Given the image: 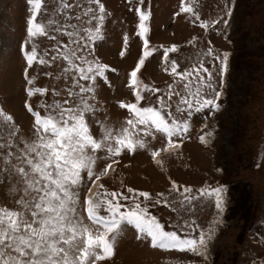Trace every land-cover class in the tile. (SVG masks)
<instances>
[{
	"label": "rangeland",
	"instance_id": "374dc122",
	"mask_svg": "<svg viewBox=\"0 0 264 264\" xmlns=\"http://www.w3.org/2000/svg\"><path fill=\"white\" fill-rule=\"evenodd\" d=\"M74 3L75 0H44L38 19L51 20L54 24H81L75 17L88 6V0H80L79 8L62 11L60 7ZM101 3L105 6L101 35L85 53L90 60L109 65L105 77H97L94 82L92 95L95 98L89 100L94 111L86 114L97 139L101 138L105 128L116 130L130 118L129 111L120 107V101L136 102V88L130 83V74L143 56L145 39L138 35L137 9L150 11L148 47L155 49L145 58L138 79L153 90H160L144 91L145 99L156 106L157 98L163 95L167 100V93L172 91L173 113L182 120L188 119L187 111L175 112L180 101V96L175 93L185 94V82L171 73L170 61H177L178 71L192 70L199 66L201 57L204 67L213 74L215 90L221 95L219 109L192 110L188 132L182 137H173L182 141L180 147L161 152L162 163L158 164L151 153L163 148L167 137L154 132V139L152 135L144 137L140 133L139 138L145 139L147 144L144 149L124 150L119 156H109L101 149L96 153L93 169L99 174L115 160L108 174L99 181L104 185L100 194L103 195L106 189L130 195L128 188L149 192L150 201H154L149 204V213L164 225L165 230H176L177 223H183L185 219L195 220L202 228L218 221L208 243L207 257L153 247L150 237L124 223L115 233L114 255L97 264H264V0H143V3L141 0H101ZM187 4L199 13L200 19L180 11ZM229 8L230 16L227 15ZM31 12L28 0H0V112L11 115L15 129L10 139L6 122L0 116V128H3L0 133V207L10 210H20L17 202L22 197L30 200L32 195L25 194V184L15 166H23L16 157L22 154L25 142L35 139L33 112L40 111L43 115L44 106L54 102L63 104L68 100L65 107H75L78 103V97L69 96V92L79 91L73 86L75 73H65L67 63L53 51L57 40L68 43L67 36L50 31L48 36L39 37L35 41L38 55L47 49L44 58L49 63L27 64L25 41H28L29 51L33 43L27 34ZM69 15L73 17L71 20ZM200 20H218L219 23L205 29ZM95 23L93 21V27ZM81 26L88 27L87 24ZM172 45L177 46V51L169 53L166 71L164 50ZM209 47L221 58L228 53L226 71L220 60L203 55ZM53 56H56L55 60ZM204 75L207 79V74ZM192 79L195 84V77ZM81 83L87 86L88 82ZM30 87H43L48 91L29 95ZM28 104L32 105L33 112L28 110ZM139 106L149 105L142 100ZM205 134L208 138L202 142L200 137ZM6 144L11 147H5ZM9 152L12 153L10 159ZM6 168L10 175L5 172ZM173 181L181 191L184 186H189L193 197L200 188L222 186L225 189L224 211L218 214L214 196H204L190 205L182 202L181 197L170 192ZM91 187L85 170L81 173L80 184L74 186L80 197L77 211L95 234L97 229H103L87 219L84 202L87 189ZM158 194H164L167 202L158 198ZM139 200L142 202L144 198ZM120 202L129 206L132 203ZM100 214L107 215L103 207Z\"/></svg>",
	"mask_w": 264,
	"mask_h": 264
},
{
	"label": "snow or ice",
	"instance_id": "6c2138e0",
	"mask_svg": "<svg viewBox=\"0 0 264 264\" xmlns=\"http://www.w3.org/2000/svg\"><path fill=\"white\" fill-rule=\"evenodd\" d=\"M28 3L31 5L32 12L28 20L27 34L33 43L29 51L28 41H25L24 56L27 64L32 66L34 62L41 65L49 63L44 58L48 54L47 49H43V54L38 55V43L35 41L39 37L48 36L50 31L67 36L68 43L57 40L53 51L67 63L65 73L69 71L75 73L73 86L78 87L79 91L69 92V96L78 97V103L75 107H65L64 105L69 103L68 100L63 101V104L54 102L51 105H45L43 115L40 111L33 112L31 104L27 105L28 110L33 112L35 117V139L30 143L25 142L22 154L16 157L23 166H15V171L25 184V194L32 195L30 200L22 197L17 202L20 210L0 207V264H97L98 261L106 260L114 255L115 233L124 223L134 226L139 233L150 237L153 247L188 251L206 258L208 243L218 227V221L215 224H209L207 228H202L195 220L185 219L183 223H177L176 230H165L164 225L149 213V204L154 203L149 199L151 196L149 192L128 188L130 195H124L118 191L109 192L106 189L103 195L100 194L99 190L103 189L104 185L99 181L102 176L108 174V170L116 163L115 160L99 174L93 171L97 161L96 153L101 149H105L109 156H119L124 150L135 152L138 148L144 149L147 144L145 139L139 138L140 133H143L144 137L152 135L154 139V132L162 133L167 137V144L151 153L160 164L162 163L159 159L161 152H171L180 147L182 141L174 140L173 137H182L188 132L193 109L200 112L204 109L211 111L220 108L221 93L215 90L213 74L204 67L203 58L201 57L198 67L183 71L177 70L179 65L175 59L170 61L171 73L185 82V94L175 93L180 96L175 112L179 114L187 111L188 119L182 120L173 113L170 103L172 91L167 93V100L161 95L155 101L156 106H152L151 101L146 100L142 93L160 90H153L138 79V72L144 65L145 58L155 51L148 47L147 22L150 11L137 9L139 12L138 35L145 39L143 56L130 74V83L136 88V102L120 101V107L129 111L130 118L116 130L105 128L101 138L97 139L92 134L86 114L94 111L89 103V100L95 98L92 95L95 91L94 82L97 77H105L109 65L100 63L98 60H90L85 53L90 51V46L101 35V27L105 21L104 4L101 0H88V6L81 9L80 14L75 17L81 24L72 25L40 20L38 17L42 12L44 0H28ZM60 7L62 11L64 8L69 10L79 8L80 0H75L74 4H61ZM180 11L191 13L196 19H200L199 13L190 4L182 6ZM227 15H231L230 8ZM82 17L86 19L82 20ZM72 18L68 16L69 20ZM93 21L96 22L95 27L92 26ZM224 22L227 23V21ZM200 23L207 29L210 24L215 25L219 21L200 20ZM82 24H87L88 27H83ZM176 51V45L164 50L166 71L169 53ZM203 55L220 60L223 70H227L228 53H224L221 58L209 47ZM56 56L52 59L55 60ZM204 74H207V79ZM193 77H195V84H193ZM81 81L88 82L87 86ZM31 83L32 81H29V84ZM168 88L171 89L172 85H168ZM47 91L48 89L43 87L35 89L30 87L28 94H43ZM142 100L149 106H139ZM0 116L6 122L7 136L11 139L15 131L11 123L13 118L11 115L5 116L2 112ZM2 132L3 128H0V133ZM207 138L208 134L201 135L200 140L206 142ZM4 146L11 147L10 144ZM11 156L12 153L9 152V159ZM85 170L92 182V187L87 189L88 196L84 202L87 219L93 225L103 229V231L97 229L95 234L77 211L80 197L74 190V186L80 184L81 173ZM5 172H8L7 168ZM8 174L11 173L8 172ZM224 191L225 189L219 185L213 188L203 187L198 190L196 197H193L189 186H184L181 191L175 181L170 189V192L176 193L181 197L182 202L189 205L204 196H214L218 214L224 211ZM140 197L144 198L142 202L139 200ZM158 198H163L167 202L164 194H158ZM121 200L132 201V203L129 206L122 204ZM102 207L107 215L100 214ZM122 208L127 210L122 211ZM110 234H112L111 238H109Z\"/></svg>",
	"mask_w": 264,
	"mask_h": 264
}]
</instances>
